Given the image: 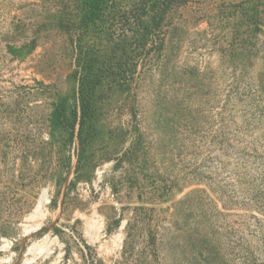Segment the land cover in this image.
I'll use <instances>...</instances> for the list:
<instances>
[{"label":"rangeland","instance_id":"374dc122","mask_svg":"<svg viewBox=\"0 0 264 264\" xmlns=\"http://www.w3.org/2000/svg\"><path fill=\"white\" fill-rule=\"evenodd\" d=\"M161 2L0 0V264H264V0Z\"/></svg>","mask_w":264,"mask_h":264},{"label":"trees","instance_id":"16d2710c","mask_svg":"<svg viewBox=\"0 0 264 264\" xmlns=\"http://www.w3.org/2000/svg\"><path fill=\"white\" fill-rule=\"evenodd\" d=\"M96 1V3L98 4V3H104V2H108V1H113L114 3H115V0H95ZM147 1H149V0H143V3H144V5L142 6V5H140V8H147L146 10L148 11V9H153L157 4H158V2H160L161 4H163V2H161V1H164V0H153L152 2H149V3H147ZM149 4V5H148ZM136 5V4H135ZM142 6V7H141ZM158 7L155 9V14L154 13H152V15L151 16H149V19H150V21H153L154 22V20H155V18H156V14H157V12H160L162 9H161V5L159 4V5H157ZM138 7V6H137ZM139 8V7H138Z\"/></svg>","mask_w":264,"mask_h":264},{"label":"bare ground","instance_id":"6f19581e","mask_svg":"<svg viewBox=\"0 0 264 264\" xmlns=\"http://www.w3.org/2000/svg\"><path fill=\"white\" fill-rule=\"evenodd\" d=\"M46 203V197H42L38 203V205L36 206V210L34 211L35 214L34 216L36 215V218L38 217H41L43 216L44 212L42 211L41 207ZM38 213V214H37ZM33 216V215H32ZM37 220V219H36ZM38 221L37 223L35 224L36 226L38 225ZM37 244H33L29 249L33 248V247H36Z\"/></svg>","mask_w":264,"mask_h":264}]
</instances>
